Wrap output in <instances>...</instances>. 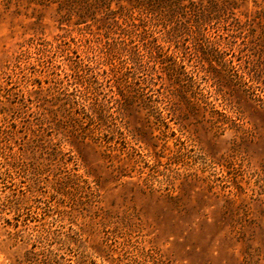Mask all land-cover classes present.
Wrapping results in <instances>:
<instances>
[{"label":"rangeland","instance_id":"rangeland-1","mask_svg":"<svg viewBox=\"0 0 264 264\" xmlns=\"http://www.w3.org/2000/svg\"><path fill=\"white\" fill-rule=\"evenodd\" d=\"M0 264H264V0H0Z\"/></svg>","mask_w":264,"mask_h":264},{"label":"trees","instance_id":"trees-1","mask_svg":"<svg viewBox=\"0 0 264 264\" xmlns=\"http://www.w3.org/2000/svg\"><path fill=\"white\" fill-rule=\"evenodd\" d=\"M75 72H76V70H75ZM98 81V80H97Z\"/></svg>","mask_w":264,"mask_h":264}]
</instances>
